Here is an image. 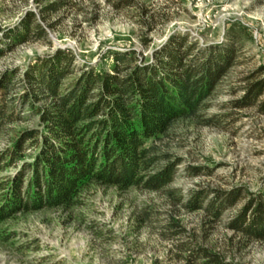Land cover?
<instances>
[{
	"label": "rangeland",
	"instance_id": "374dc122",
	"mask_svg": "<svg viewBox=\"0 0 264 264\" xmlns=\"http://www.w3.org/2000/svg\"><path fill=\"white\" fill-rule=\"evenodd\" d=\"M51 1L0 0V37L33 11L51 40L16 45L0 56V74L18 67L22 75L36 55L59 45L72 48L78 61L101 69L110 65L108 53L114 49H135L148 62L174 33L206 47L227 42L230 29L239 38L237 62L205 111L178 119L167 135L149 141L160 153L182 160L170 185L150 191L92 183L74 206L0 216V264H199L183 249L198 247L220 253L228 264H264V242H247L227 227L245 198L219 219L204 210L189 212L172 199L199 189L209 199L215 190L240 187L258 194L264 189V113L257 105L236 109L231 104L244 94L248 81L264 78V0H133L121 7L117 0H68L57 10H43ZM150 18L148 25L144 19ZM259 99L264 100V92ZM38 120L7 126L0 150L19 131L37 128ZM29 160L27 156L19 164ZM190 166L207 173L191 176L186 173ZM19 170L9 167L0 177H15Z\"/></svg>",
	"mask_w": 264,
	"mask_h": 264
},
{
	"label": "trees",
	"instance_id": "16d2710c",
	"mask_svg": "<svg viewBox=\"0 0 264 264\" xmlns=\"http://www.w3.org/2000/svg\"><path fill=\"white\" fill-rule=\"evenodd\" d=\"M67 1H51L43 10H57ZM132 2L117 0L115 5ZM144 21L153 23L151 18ZM41 38L51 43L47 29L29 11L18 26L0 37V56L20 43ZM227 38L225 43L200 47L187 34L177 32L148 62L135 49H114L108 53L110 65L101 69L78 61L72 48L58 47L47 55H36L22 75L18 67L4 70L0 74V136L11 123L39 120L37 128L19 131L0 150V173L12 166L20 168L15 177H0L2 219L19 212L74 206L92 183L150 191L170 185L182 160L160 153L149 141L167 135L178 119L207 109L210 96L237 62L239 38L231 29ZM243 88L244 94L231 104L236 109L257 105L264 113V100L259 99L264 78L248 81ZM27 156L30 160L20 165ZM186 173L194 176L207 171L190 166ZM213 193L209 199L208 192L199 189L172 199L189 212L204 210L219 219L245 198L227 227L247 242H264V189L258 194L240 187ZM169 194L174 197L177 191ZM183 249L199 264H228L220 253L205 247Z\"/></svg>",
	"mask_w": 264,
	"mask_h": 264
},
{
	"label": "water",
	"instance_id": "95a60500",
	"mask_svg": "<svg viewBox=\"0 0 264 264\" xmlns=\"http://www.w3.org/2000/svg\"><path fill=\"white\" fill-rule=\"evenodd\" d=\"M59 45V44H58ZM59 47H62V48H64V47H66V46H63V45H59Z\"/></svg>",
	"mask_w": 264,
	"mask_h": 264
}]
</instances>
